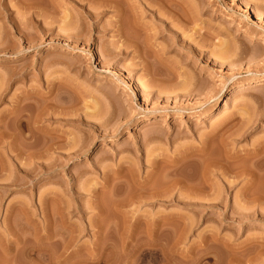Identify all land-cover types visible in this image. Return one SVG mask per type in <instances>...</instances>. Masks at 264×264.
<instances>
[{"label": "rangeland", "instance_id": "1", "mask_svg": "<svg viewBox=\"0 0 264 264\" xmlns=\"http://www.w3.org/2000/svg\"><path fill=\"white\" fill-rule=\"evenodd\" d=\"M74 1L0 0V263L264 264L246 155L264 141V0H127L149 73L117 53L114 9ZM45 140L78 153L38 159Z\"/></svg>", "mask_w": 264, "mask_h": 264}, {"label": "bare ground", "instance_id": "2", "mask_svg": "<svg viewBox=\"0 0 264 264\" xmlns=\"http://www.w3.org/2000/svg\"><path fill=\"white\" fill-rule=\"evenodd\" d=\"M74 1V0H73ZM87 1H89V0H87ZM127 0H93V2H96L97 4H102V6H103V8H112V9H114L115 10V13H116V17H117V21H116V24H118L117 26H116V31H117V33H118V36H119V39H122V41H121V44L118 46V54H123V53H125L128 49H133V52L134 53H136L138 56L140 55V54H142L143 52H144V56L141 58V61H140V65L141 66H143V68H144V70L145 71H147L148 72V70L150 69L149 67H151V61H148V57L146 56V54H145V48L146 47H149V46H151V44L149 43V41H147V40H141V39H139V38H137V37H133V38H131L132 36L131 35H129L130 34V31H129V33H128V30L125 28L126 27V23H125V19L126 18H131L129 21H131L132 23V28L133 29H135V30H144L145 29V26L143 25V24H141L140 23V21H138L137 20V18L135 17V13H134V10H133V8L132 7H130V9H128V8H125V2H126ZM91 2H92V0H91ZM128 2V1H127ZM126 2V3H127ZM74 3L75 4H77L75 1H74ZM26 4V3H25ZM77 5H79V3L77 4ZM27 6H29V4L27 5L26 4V6L24 5V7H26V8H31L30 6H32V5H30L29 7H27ZM101 6V7H102ZM80 7V6H79ZM83 7V6H82ZM145 11L146 12H148V13H150V14H154L155 12L154 11H152L151 10V7L149 8V6H145ZM86 14L88 15V17L89 18H95V14L93 15L92 13H90V12H86ZM98 15V14H97ZM157 19H159V20H161V21H163V19H161V18H157ZM128 20V19H127ZM126 20V21H127ZM15 23V22H14ZM18 23V22H17ZM126 25H125V24ZM130 23V22H129ZM16 25V24H15ZM14 24H12V26H15ZM19 25V24H18ZM162 25L166 28V22L165 21H163V23H162ZM12 28V27H11ZM15 28H18V27H15ZM168 28V27H167ZM13 29V28H12ZM42 29H43V27H42ZM131 30V29H130ZM15 31H17V32H19L18 31V29L17 30H15ZM20 31H22V29L20 30ZM131 36V37H130ZM74 37V36H73ZM79 39V38H78ZM128 52V51H127ZM241 54H244V53H241ZM158 57V56H157ZM224 59H223V57H219L218 59H217V61L219 62H221V61H223ZM157 63H162L161 62V60L159 59V57L157 58ZM150 65V66H149ZM149 68V69H148ZM153 69V68H152ZM151 69V70H152ZM150 71V70H149ZM151 72V71H150ZM155 72V71H154ZM153 72V73H154ZM149 73V72H148ZM152 73V74H153ZM214 74H215V72H212L211 73V76L213 75L214 76ZM154 76H155V74H153ZM156 76H157V74H156ZM155 80H157V79H153V83H155L154 81ZM261 85H264V80H257V81H255V86H261ZM197 90H199V89H197ZM245 91V88H244V86L243 85H239L238 87H236V88H234L233 90H232V92L229 94V98L227 99V101L229 102L231 99H233V98H235V97H237L239 94H241V93H243ZM139 93L141 94V92L139 91ZM227 103V102H226ZM38 108V107H37ZM39 111V110H38ZM40 111H42V110H40ZM16 113V112H15ZM37 113V112H36ZM39 113V112H38ZM41 113V112H40ZM42 115H43V113H42ZM241 115L242 116H244L245 115V112L243 111V113H241ZM17 116V115H16ZM35 116V115H34ZM38 116H40V115H38ZM38 116H36V118L38 117ZM23 117V116H22ZM21 116H20V118L17 120V121H19V127L21 126V128L24 126V120H23V118H22ZM235 118L236 116L235 115H229V114H227V112H226V110H223L222 112H221V116H220V119L219 120H217V122H216V124H214V126H212V128H211V134L212 133H215L216 134V132H218V130L222 127V126H224L227 122H229L232 118ZM18 118V117H17ZM39 118V117H38ZM42 118V117H41ZM43 118H45V117H43ZM40 119V118H39ZM37 120V119H36ZM35 120V121H36ZM40 120H42V119H40ZM27 121V120H26ZM39 121V120H38ZM254 120L252 119V121H251V119H246L245 118V122H244V120L242 121V122H244L243 123V126H242V128L240 127V130L239 129H237V133L234 131V133H236L237 135H239V136H242V135H245V133L246 132H248V129H250V127H251V125H252V123H254L253 122ZM27 123V122H26ZM29 123V122H28ZM8 125V124H7ZM29 125V124H28ZM18 126V125H17ZM25 127H26V124H25ZM39 127V126H38ZM20 128V129H21ZM35 129H36V126L34 127ZM33 128V129H34ZM5 129V128H4ZM6 129H7V127H6ZM23 129V128H22ZM41 129V128H40ZM8 130V129H7ZM6 130V131H7ZM37 130H39L38 128H37ZM5 131V132H6ZM42 131V130H41ZM32 132V131H31ZM30 132V133H31ZM43 132V131H42ZM18 133V132H17ZM37 133H41L40 131L39 132H37ZM6 134V133H5ZM12 134V133H11ZM14 134V133H13ZM43 134V133H42ZM7 135V134H6ZM15 135V134H14ZM18 135V134H17ZM46 135V134H45ZM1 136V135H0ZM5 136V135H4ZM44 136V135H43ZM43 136H42V138H43ZM11 137V136H10ZM1 138V137H0ZM15 138V137H14ZM19 138V137H18ZM26 138H27V136H26ZM34 138V137H33ZM45 139H46V137H44ZM44 138H43V140H44ZM12 139V138H11ZM21 139V138H20ZM28 139V138H27ZM25 140V139H24ZM29 140V139H28ZM47 140V139H46ZM46 140H45V142L43 141V142H41V143H39V144H37L36 142L33 144L34 146L32 147V145H29V144H27V145H29V146H31L32 148L31 149H34V148H36V151L38 150V153L36 154L35 153V155L38 157V159L39 158H41L42 159V157H45V156H47L50 152H53L54 154H56L57 155V158H58V160H59V162L61 163L62 161H64L63 159L64 158H66V159H68V158H71L72 156H74V154H76L77 155V151L78 150H76V152H75V150H74V148H76V145L78 144H76L75 142H73L72 144L70 143H66V144H62V143H58V144H55V145H50V144H48L47 145V142H46ZM1 141V140H0ZM28 141H26V143H27ZM30 142V141H29ZM21 144V143H20ZM23 144V143H22ZM30 144H32L31 142H30ZM24 145H25V142H24ZM23 147V146H22ZM26 148H28V146L26 147ZM24 149V148H23ZM72 149L74 150V153H71L72 152ZM28 150H29V148H28ZM71 150V151H70ZM80 150V149H79ZM31 155V154H30ZM72 155V156H71ZM247 155V157L248 158H250V160H249V162L251 161V159H252V161H253V163L251 162V164H261L259 167H258V169H260L261 167L263 168V166L262 165H264V141H261V142H258L257 144H254V148L251 150V152H249V153H247L246 154ZM29 156V155H28ZM71 156V157H70ZM31 157V156H30ZM33 157V156H32ZM36 157V158H37ZM227 157H228V155H227ZM231 157H233V159L234 158H236L234 155L233 156H230V158ZM232 159V158H231ZM42 163V162H41ZM43 164V163H42ZM41 164V166L40 167H42V166H44V164L42 165ZM40 165V164H39ZM255 165H252L253 166V169H254V166ZM47 166V165H46ZM45 166V167H46ZM258 166V165H257ZM257 166H255V168L257 167ZM49 168H50V165L48 166ZM243 169H245V166H244V168ZM249 169V168H248ZM248 169H246L245 171L243 170V171H241V173L239 174V172H238V174H239V176L241 175V176H243V174H245V173H248V171H250V170H248ZM264 170V169H263ZM251 171H253V170H251ZM250 171V173L248 174V175H250V179H248V180H253L252 178H254V176H256V174L253 172H251ZM251 181H249V182H251ZM158 193V192H157ZM161 193V192H160ZM155 194V193H154ZM151 195V194H150ZM153 195V194H152ZM149 196V195H148ZM157 196V195H156ZM152 198V197H151ZM50 223H48V225H49ZM41 233V232H40ZM2 234V233H1ZM0 234V235H1ZM3 236H5V235H3ZM37 237V236H36ZM35 237V238H36ZM45 237V236H44ZM50 237V236H49ZM49 237H45V238H40L39 237V239H44V240H49ZM3 238H4V240H5V237H2V236H0V248L2 249V246H3V244H4V242H3ZM38 238V237H37ZM36 238V239H37ZM32 239V238H31ZM34 239V238H33ZM36 241V240H35ZM65 241V240H64ZM62 242V241H61ZM60 243V242H59ZM63 243V242H62ZM65 243V242H64ZM67 243V242H66ZM70 243V242H69ZM9 245V244H8ZM64 245H67V244H64ZM5 246V245H4ZM3 246V247H4ZM69 246V245H68ZM67 246V247H68ZM49 247V246H48ZM67 247H65L66 249H67ZM42 248V247H41ZM63 248V247H62ZM6 249L4 248L2 251H5ZM35 250H37V249H35ZM44 250L45 251H47L45 248H44ZM55 250V249H54ZM65 250V249H64ZM43 251V250H42ZM62 251H63V249H62ZM62 251H61V253H62ZM66 251V250H65ZM65 251L63 252V253H65ZM8 252V251H7ZM36 252H38V251H36ZM50 252V251H49ZM11 253V252H10ZM51 253V252H50ZM62 253V254H63ZM1 255L4 257V255L1 253ZM1 257V256H0ZM2 258V257H1ZM0 258V259H1ZM3 259H5V258H3ZM1 261V260H0ZM4 262V261H3ZM0 263V264H5V263ZM6 262V261H5ZM40 263H42V262H40ZM57 263V262H56ZM60 263V262H59ZM64 263V262H63ZM45 264V263H44Z\"/></svg>", "mask_w": 264, "mask_h": 264}]
</instances>
